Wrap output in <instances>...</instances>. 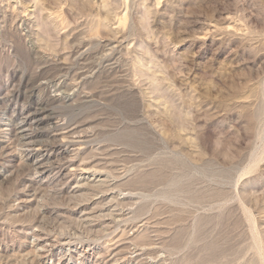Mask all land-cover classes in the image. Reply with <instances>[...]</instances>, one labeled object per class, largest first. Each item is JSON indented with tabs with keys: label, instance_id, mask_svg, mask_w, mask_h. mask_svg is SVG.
Segmentation results:
<instances>
[{
	"label": "rangeland",
	"instance_id": "1",
	"mask_svg": "<svg viewBox=\"0 0 264 264\" xmlns=\"http://www.w3.org/2000/svg\"><path fill=\"white\" fill-rule=\"evenodd\" d=\"M0 264H264V0H0Z\"/></svg>",
	"mask_w": 264,
	"mask_h": 264
},
{
	"label": "bare ground",
	"instance_id": "2",
	"mask_svg": "<svg viewBox=\"0 0 264 264\" xmlns=\"http://www.w3.org/2000/svg\"><path fill=\"white\" fill-rule=\"evenodd\" d=\"M29 142V141H28ZM32 148V147H31ZM29 150V149H28ZM42 156H43V154H42ZM39 159V158H38ZM35 160V159H34ZM35 165V164H34Z\"/></svg>",
	"mask_w": 264,
	"mask_h": 264
}]
</instances>
